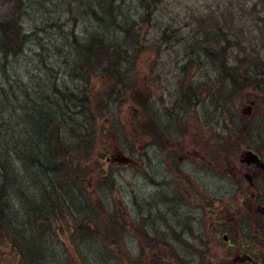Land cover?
Masks as SVG:
<instances>
[{
  "label": "rangeland",
  "instance_id": "374dc122",
  "mask_svg": "<svg viewBox=\"0 0 264 264\" xmlns=\"http://www.w3.org/2000/svg\"><path fill=\"white\" fill-rule=\"evenodd\" d=\"M148 1L143 8L141 0H126V10L142 28L132 69L137 88L150 96L148 113L125 93L113 98L109 115L97 123L93 166L102 171L95 170L90 179L104 210L91 207L76 212L75 218L66 215L70 226L79 225L76 219L92 222L91 237L81 233L72 239L53 223L45 233V257L31 263L0 245V264H239L234 263L236 256L225 258L221 236L215 234L207 245L199 221L190 224L184 214L174 218L169 212L173 189L187 176L201 180L204 198L233 200L240 218L252 217L249 236L264 239V229L253 222L264 204V190L259 192L245 176L259 171L241 163L246 150L264 158V92L254 86L229 92L222 71L264 61V0ZM11 9V1L0 0V20ZM26 55L31 56L29 50ZM21 67L11 68L10 74L23 78ZM251 76L257 78L255 71ZM217 97L223 98L225 110L215 106ZM153 130L154 137L146 133ZM123 157L129 158L128 164ZM226 173L236 174L234 181L219 180L218 174ZM259 179L261 175L255 177L256 184ZM176 196L182 199L177 191ZM184 200H191L188 193ZM188 204L183 206L188 209ZM195 213L199 216L200 210ZM109 217L120 224L111 226L105 219ZM257 220L264 222V210ZM204 231L212 233L210 222ZM255 244L264 252V240ZM208 248L210 253L205 252Z\"/></svg>",
  "mask_w": 264,
  "mask_h": 264
},
{
  "label": "trees",
  "instance_id": "16d2710c",
  "mask_svg": "<svg viewBox=\"0 0 264 264\" xmlns=\"http://www.w3.org/2000/svg\"><path fill=\"white\" fill-rule=\"evenodd\" d=\"M9 1L12 9L0 20V245L35 263L45 257L53 223L72 239L91 237L92 222L74 219L79 225L70 226L66 215L104 210L90 183L102 171L93 166L97 123L114 97L125 93L148 113L150 96L137 88L132 69L142 28L126 0ZM20 66L25 76H12ZM222 71L229 92H264V61ZM222 99L215 106L225 110Z\"/></svg>",
  "mask_w": 264,
  "mask_h": 264
},
{
  "label": "flooded vegetation",
  "instance_id": "af4514ba",
  "mask_svg": "<svg viewBox=\"0 0 264 264\" xmlns=\"http://www.w3.org/2000/svg\"><path fill=\"white\" fill-rule=\"evenodd\" d=\"M259 156L262 158L264 162V158L259 154ZM205 160V159H204ZM204 160L201 159L203 162ZM129 163V162H128ZM243 164V163H242ZM246 165V164H244ZM247 167H251L252 170H258L259 172H264V169L261 167V165H251ZM234 170V169H232ZM259 172H254L253 174L247 173L246 179L250 184L259 190L263 191L264 190V184H261V180H264V174H261ZM220 177L219 180H231L234 181L233 175H236L234 173H226L225 175L218 174ZM257 175H261L262 179H259L260 181L256 184L255 183V177ZM192 176V175H190ZM226 176V177H224ZM181 179V178H179ZM176 181H179L178 179ZM175 181V183H176ZM184 182L182 184H178L176 189H173V200L172 206L170 209V213H172L173 217L177 218L179 214H184V217H187L189 220L188 222L191 224L193 221L200 222V226L204 227L203 229V237H204V242L208 245L209 241H213L215 238V234L221 236V246L224 248V252L226 254L228 260H234V263H239V264H264V252L263 249L260 248L259 250L257 249V246L255 244V240H264V239H257L255 237L249 236V233H247V228L248 224L250 225L252 222V217H242L240 218L239 214V209L236 207V205L233 203V200L230 199V201L224 202L223 199H219V197L214 198V199H208L204 198L202 193L205 191V188H202L201 186V180H199V183H197V179H192L187 176L186 178L183 179ZM232 187H234L235 182L232 183ZM238 185V184H237ZM256 185V186H255ZM239 187V185H238ZM235 191L237 186L234 187ZM238 189V188H237ZM176 191L178 194H180V197L182 199H178L176 196ZM189 194V201L184 200L185 194ZM205 193V192H204ZM262 195V194H261ZM264 197V194L262 195ZM177 198V199H176ZM186 203L188 204V209H186L183 205ZM179 204V205H178ZM180 207H176V206ZM187 206V204H186ZM187 210L188 212L185 214L183 213L180 209ZM185 208V209H184ZM200 210V215L195 216L196 210ZM264 210V204L261 205V207L258 209L257 213H262ZM257 213L255 215V222L257 226H262L264 229V222H259L257 220ZM250 214H254L253 210L250 211ZM239 216V217H238ZM197 217H199L197 219ZM182 220L176 221L177 224H180ZM191 221V222H190ZM210 222V226L212 229V233L207 234L205 233L204 230H206V224ZM239 224L242 225V230H243V237L239 236L240 234V228ZM235 232V233H234ZM258 232V231H257ZM264 235V232H263ZM264 237V236H262ZM176 240L177 238L174 237ZM211 238V239H210ZM261 245V244H259ZM257 250V251H256ZM206 253H210V248L205 251ZM239 253L243 254V256H239ZM230 256H236L234 258H230Z\"/></svg>",
  "mask_w": 264,
  "mask_h": 264
},
{
  "label": "water",
  "instance_id": "95a60500",
  "mask_svg": "<svg viewBox=\"0 0 264 264\" xmlns=\"http://www.w3.org/2000/svg\"><path fill=\"white\" fill-rule=\"evenodd\" d=\"M241 162L247 164L248 166L251 165H261L264 169V163L262 162L261 158L254 153L253 151H245L242 154Z\"/></svg>",
  "mask_w": 264,
  "mask_h": 264
}]
</instances>
